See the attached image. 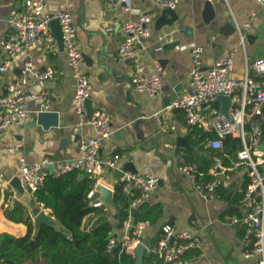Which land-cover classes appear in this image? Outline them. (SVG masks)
I'll use <instances>...</instances> for the list:
<instances>
[{"label": "crops", "instance_id": "1", "mask_svg": "<svg viewBox=\"0 0 264 264\" xmlns=\"http://www.w3.org/2000/svg\"><path fill=\"white\" fill-rule=\"evenodd\" d=\"M208 1L214 13L207 19ZM24 3L25 0H0V65L5 57L3 44L10 31L8 18L13 12L22 10ZM60 10L73 13L76 38L85 55L83 69L92 83V105L94 109L105 110L111 117L113 134L109 142L115 143L121 153L118 165L121 169H128L130 165L135 172L149 166L159 177L153 195L134 208V212L140 209L142 215L152 217V220H141L149 221L142 236L146 251L154 252L162 239L156 241L157 236L159 233L164 235L163 227L171 224L177 230L195 231L202 240L199 248H191L198 249L200 254L184 259V264H256V257L243 256L245 226L228 221L233 214L243 215L245 212L241 194L248 184L247 168L236 165L239 160L237 153L242 146L240 141L230 137L231 143L236 142L237 145L232 152L227 149V137L223 148L210 147L208 141L216 137V132L206 126L190 125L183 110L173 109L171 102L191 89L189 69L192 49L196 46L203 47L205 67L226 58L237 48L232 72L235 78L244 76L246 59L251 64L264 57V7L257 0H180L176 8L177 20L162 27H157V21L165 9L154 0H133L130 11L112 10L106 5V0H46V12ZM147 12L156 15L152 36L137 46L133 60L119 59L118 50L124 34L121 31L110 33L107 27L114 19L137 20ZM245 22H250V27L244 30L246 40L242 46L239 45L237 25L242 26ZM174 31L178 32V43L167 49L165 45L173 42ZM27 62L41 69L48 66L57 69L55 77L50 80H40L28 74L32 91L46 89L50 92L51 112L55 114L50 119L34 113L0 130V172L9 180L18 174L21 157L30 162H38L45 157L70 159L78 155L81 139L95 136L92 125L79 123L74 101L75 79L67 54L56 35L52 44L39 37L35 47L17 60L9 71H0V98L8 83L19 76L20 68ZM138 64L144 65L147 73L153 71L156 64L162 67V88L158 95L140 92L132 84L131 78ZM252 120L259 121L264 129V115ZM193 126L206 133L202 148L196 143L197 136H192ZM180 139H186L188 144H183ZM109 142L104 143L101 150L104 159L110 154ZM215 156L219 157L223 167L219 184L229 191L222 196L223 191L220 193L216 189V196L205 200L197 191L195 181L183 173L180 166L193 165L204 173L201 179L211 180L214 176L210 169ZM206 160L211 164L208 170L203 169ZM87 175L80 170V176ZM115 177L114 170L105 168L99 179L115 190L116 183H121ZM92 179L96 182L95 178ZM93 189L98 193V199H102V192L95 184ZM138 195L137 190L132 196ZM237 199L239 201L234 202ZM0 200L5 203L10 200V208L18 201L23 202L33 219L35 230L28 238L27 225L10 220L5 213L6 207H0V234H14L21 245H29L32 240L37 242L36 236L43 224L65 227V221L61 222L51 208L35 201L36 207L56 222L42 223L37 228L36 213L30 199L26 200L25 194L12 184L0 190ZM105 205L109 206L106 202ZM109 210L116 214V209L111 206ZM129 218L133 223L132 214ZM94 219L93 215L87 216L80 229L89 232ZM118 225L121 224L115 219V230L111 233L118 241L124 242L129 239L130 232L125 224L120 228ZM131 251L136 256L135 251Z\"/></svg>", "mask_w": 264, "mask_h": 264}, {"label": "built area", "instance_id": "2", "mask_svg": "<svg viewBox=\"0 0 264 264\" xmlns=\"http://www.w3.org/2000/svg\"><path fill=\"white\" fill-rule=\"evenodd\" d=\"M164 9L176 10L180 0H154ZM264 7V0H257ZM106 5L112 10L132 9L133 0H106ZM46 0H25L22 10L13 12L8 18L10 31L4 41V61L0 65V71L6 72L23 55L35 47L39 37H43L48 44L55 40L53 21L57 20L61 30L62 45L67 54L68 65L76 83L74 95L76 113L79 123L92 125L95 136L83 138L79 142V153L70 159H53L45 157L38 162H30L25 157L20 159L18 177L25 196L34 198L38 189L44 184L49 175H61L73 169H79L91 178H95V187L98 189L103 184L99 176L105 168L120 169L118 165L121 153L111 140L113 129L111 117L105 110L93 109L88 118L86 100L92 99V83L83 67L85 55L81 45L77 41V27L73 13L68 10H60L56 13L45 11ZM155 13L147 12L137 20L114 19L107 27L112 33L121 31L124 39L118 50L121 60H133L136 56L137 46L149 39L153 34ZM250 22L242 26L237 25L239 45L244 46L246 32ZM237 48L224 59L215 61L211 66L205 67L202 60L203 47L196 46L192 49V63L189 69L191 89L171 102L173 109L183 110L186 120L190 125L206 126L216 132V137L208 141V145L214 149L223 148L225 138L230 136L239 140L241 148L238 150V162L247 168L248 184L243 191L241 199L243 215L233 214L229 217L231 224L245 226V250L246 258L256 257V264H264V129L254 117L264 115V57L256 59L251 64L245 61L244 76L235 78L232 76L235 67L234 54ZM162 67L156 64L153 71L147 73L144 65L138 64L131 78L134 87L151 96L161 92ZM33 74L37 79L50 80L57 73V69L48 66L45 69L36 67L27 62L20 68L17 78L10 81L6 92L0 98L1 119L0 130H5L15 122L30 117L34 113L51 112L52 99L50 92L43 89L34 92L30 88L28 74ZM220 96H228L231 99L229 116L222 113ZM220 101V104L218 102ZM109 142L110 154L104 159L101 150L104 143ZM54 166L52 174L49 165ZM222 164L218 156L214 157V165L210 169L214 178L203 180V172L193 165L183 164L180 170L189 175L196 184L197 191L205 200L216 196V189L220 183L219 175L222 173ZM14 178H12L13 180ZM11 179H6L0 172V190L11 185ZM123 190L128 195L139 192L131 201L130 208H136L140 203L149 199L156 190L159 177L154 174L151 167L146 166L140 172L125 171L119 179ZM95 189L88 196L93 197ZM105 204V200L99 199L93 202L94 206ZM11 201L5 203L0 200V207H11ZM132 212L130 213L131 216ZM125 227L129 230L134 226V236L122 242V246L135 250L142 242V236L149 221L133 224L129 219L125 221ZM164 235L159 241L154 252L163 257L170 264H184V255L190 248H199L202 244L201 237L193 230H177L174 225L166 224L163 227ZM121 242L114 235L109 241V250L117 247ZM0 264H6L0 262Z\"/></svg>", "mask_w": 264, "mask_h": 264}, {"label": "trees", "instance_id": "3", "mask_svg": "<svg viewBox=\"0 0 264 264\" xmlns=\"http://www.w3.org/2000/svg\"><path fill=\"white\" fill-rule=\"evenodd\" d=\"M196 129V126H193L192 136H197L196 143L202 148L206 133ZM227 139V149L232 152L237 146L236 142L231 143L230 136H227ZM204 164L203 169L208 170L211 165L209 160L204 161ZM207 177L205 178H212V176ZM94 184L95 180L89 175L80 176L79 169L70 170L59 176H47L43 187L36 191L33 199L45 208H51L61 222L65 221L63 224L67 232L43 224L36 236L37 242L32 240L29 245H21L14 234L3 232L0 234V262L6 264H136L135 254L123 247L122 242L109 250L108 237L115 230V219L123 226L131 212L133 224L145 219L152 220V217L149 214L142 215L140 209L134 212V209L130 208L134 197L125 193L121 183H116L113 196L116 217L105 204L94 206L93 202L99 200L98 193H95L93 197L88 196ZM217 190L220 193L223 191L222 196L229 191L223 188L222 184H219ZM238 201L239 199L234 202ZM5 213L10 220L25 223L28 227L27 237L33 236L34 222L23 202L18 201L13 208H6ZM89 215H93L95 219L89 232L86 233L80 228ZM134 228L133 226L130 229L131 237L134 236ZM162 235L159 233L156 241L160 240ZM190 249L186 250L184 259H188L193 254H200L198 249ZM143 264L170 263L158 253L146 251Z\"/></svg>", "mask_w": 264, "mask_h": 264}, {"label": "water", "instance_id": "4", "mask_svg": "<svg viewBox=\"0 0 264 264\" xmlns=\"http://www.w3.org/2000/svg\"><path fill=\"white\" fill-rule=\"evenodd\" d=\"M206 9L208 11L209 16L208 18H212V15L214 13V10L211 6V3L208 1L207 5H206ZM177 20V15H176V10H171V9H165L164 13L161 15V17L158 19L157 21V27H162L166 24H173L175 21ZM53 25V29H54V33L55 35L58 37L60 44L62 45V38H61V30H60V26L57 20L53 21L52 23ZM173 42H167L165 45V48H172L173 46H175L178 43V32L174 31L173 33ZM63 47V45H62ZM219 100L222 102V113L225 114L227 117L229 116V108L231 105V99L228 96H220ZM86 109H87V115L88 118L91 117L92 112H93V105H92V99H88L86 100ZM40 115H42V117H48L50 119H52V115L55 114L53 112H41L39 113ZM180 142H183V144L187 145V141L186 139H180ZM49 169L50 172L53 174L54 173V166L51 164L49 165ZM125 171H130V172H135V169L133 167H131L129 165L128 169H114V173H115V178L116 179H120V177L124 174ZM11 184L14 185L15 187H17L23 194H24V190L21 186V183L19 181L18 177H14V179L11 181ZM43 185L40 187L42 188ZM98 189L102 192V199L105 200V202L111 206L113 209H116V205H115V201H114V190L111 187L106 186L105 184H100ZM25 199H30V203H31V207L33 208L34 213H36L35 216V223H36V227L38 228L42 223H49V224H56V222L54 221V219H52V217L48 214H46L43 210H39L38 207H36L35 205V200L33 198H29L28 196H25ZM116 217V214H115ZM122 225H118V227L120 228ZM113 233H110L109 235V239H111L113 237ZM146 245L141 242L138 244V246L135 248V253H136V264H143V259H144V255L146 253ZM34 264V263H31Z\"/></svg>", "mask_w": 264, "mask_h": 264}, {"label": "rangeland", "instance_id": "5", "mask_svg": "<svg viewBox=\"0 0 264 264\" xmlns=\"http://www.w3.org/2000/svg\"><path fill=\"white\" fill-rule=\"evenodd\" d=\"M108 207V209H109V207L110 206H107ZM56 229H58V230H61V231H64V232H67V229H66V227H64L63 225H57V227H55Z\"/></svg>", "mask_w": 264, "mask_h": 264}]
</instances>
